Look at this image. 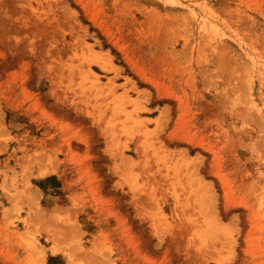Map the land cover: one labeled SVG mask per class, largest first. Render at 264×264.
<instances>
[{"label":"rangeland","instance_id":"rangeland-1","mask_svg":"<svg viewBox=\"0 0 264 264\" xmlns=\"http://www.w3.org/2000/svg\"><path fill=\"white\" fill-rule=\"evenodd\" d=\"M0 175V264H264V0H0Z\"/></svg>","mask_w":264,"mask_h":264},{"label":"crops","instance_id":"crops-1","mask_svg":"<svg viewBox=\"0 0 264 264\" xmlns=\"http://www.w3.org/2000/svg\"><path fill=\"white\" fill-rule=\"evenodd\" d=\"M0 177H1V175H0ZM47 177H49V176H47ZM0 190L2 191L1 188H0ZM33 191H35V193H39L40 192V190L38 188H35Z\"/></svg>","mask_w":264,"mask_h":264}]
</instances>
